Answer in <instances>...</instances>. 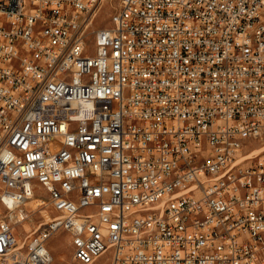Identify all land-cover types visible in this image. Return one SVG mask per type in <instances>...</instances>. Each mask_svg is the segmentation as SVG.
Masks as SVG:
<instances>
[{
  "label": "built area",
  "instance_id": "built-area-1",
  "mask_svg": "<svg viewBox=\"0 0 264 264\" xmlns=\"http://www.w3.org/2000/svg\"><path fill=\"white\" fill-rule=\"evenodd\" d=\"M108 1L0 0V264H264V0Z\"/></svg>",
  "mask_w": 264,
  "mask_h": 264
},
{
  "label": "rangeland",
  "instance_id": "rangeland-1",
  "mask_svg": "<svg viewBox=\"0 0 264 264\" xmlns=\"http://www.w3.org/2000/svg\"><path fill=\"white\" fill-rule=\"evenodd\" d=\"M119 6V0L108 1L104 4L98 16L96 17L94 24L91 27L90 32V41L88 46L89 53H95V43H94V31L100 27L106 26L111 22V16L115 9ZM261 145L260 141L254 143L247 151H250L252 148H259ZM37 194L44 195L48 197V194L45 190L38 188ZM41 215L37 214L33 220L28 222L29 229L33 228L40 220ZM50 247L54 255V261L52 264H81L74 260V248L71 243V237L66 231L57 232L50 240ZM101 264V263H99Z\"/></svg>",
  "mask_w": 264,
  "mask_h": 264
},
{
  "label": "bare ground",
  "instance_id": "bare-ground-1",
  "mask_svg": "<svg viewBox=\"0 0 264 264\" xmlns=\"http://www.w3.org/2000/svg\"><path fill=\"white\" fill-rule=\"evenodd\" d=\"M262 150H264V144L260 145L259 148H255V151L253 152V154L259 153ZM38 203H39L38 198L36 196H34L29 202H27V205L31 209H35L37 207ZM27 227L29 228V224H27Z\"/></svg>",
  "mask_w": 264,
  "mask_h": 264
}]
</instances>
